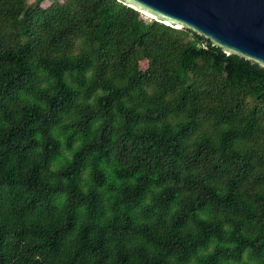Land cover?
Segmentation results:
<instances>
[{"label": "clouds", "instance_id": "clouds-1", "mask_svg": "<svg viewBox=\"0 0 264 264\" xmlns=\"http://www.w3.org/2000/svg\"><path fill=\"white\" fill-rule=\"evenodd\" d=\"M52 3L0 0V264H264L247 86L105 28L119 0Z\"/></svg>", "mask_w": 264, "mask_h": 264}, {"label": "water", "instance_id": "water-1", "mask_svg": "<svg viewBox=\"0 0 264 264\" xmlns=\"http://www.w3.org/2000/svg\"><path fill=\"white\" fill-rule=\"evenodd\" d=\"M264 68V0H119Z\"/></svg>", "mask_w": 264, "mask_h": 264}, {"label": "trees", "instance_id": "trees-1", "mask_svg": "<svg viewBox=\"0 0 264 264\" xmlns=\"http://www.w3.org/2000/svg\"><path fill=\"white\" fill-rule=\"evenodd\" d=\"M24 2L35 12H46L55 7L51 1L46 0H36L34 3L24 0ZM100 2L102 3L103 0ZM113 15L115 20L112 19ZM133 19L136 20L134 34L137 37V47L150 42L163 51L183 48L186 61L197 56H209L216 70L223 74L225 81L235 86H247L245 95L250 93L253 97L250 101L253 115L259 113L264 118V68L237 55L227 54L223 49L207 43L205 37L190 29H176L153 19L148 22L140 11L122 2H119V10L115 14L111 11L103 13L101 24L111 29L117 21L130 22ZM139 67L145 70L143 60L139 62Z\"/></svg>", "mask_w": 264, "mask_h": 264}, {"label": "rangeland", "instance_id": "rangeland-1", "mask_svg": "<svg viewBox=\"0 0 264 264\" xmlns=\"http://www.w3.org/2000/svg\"><path fill=\"white\" fill-rule=\"evenodd\" d=\"M46 1H51L52 2V0H46ZM34 2H36V0H29V3H34ZM143 18L146 20V21H148V22H150L151 21V19L148 17V16H146V15H144L143 14Z\"/></svg>", "mask_w": 264, "mask_h": 264}]
</instances>
